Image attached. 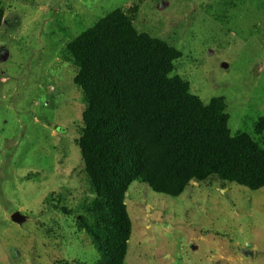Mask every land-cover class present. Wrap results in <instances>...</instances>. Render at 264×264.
I'll return each mask as SVG.
<instances>
[{
  "label": "rangeland",
  "instance_id": "obj_1",
  "mask_svg": "<svg viewBox=\"0 0 264 264\" xmlns=\"http://www.w3.org/2000/svg\"><path fill=\"white\" fill-rule=\"evenodd\" d=\"M0 264H103L79 225L95 191L77 140L85 108L67 45L121 9L181 52L172 76L205 105L223 97L232 135L264 116V0H0ZM124 264H264V187L212 177L178 197L132 183ZM26 219L18 225L11 215Z\"/></svg>",
  "mask_w": 264,
  "mask_h": 264
},
{
  "label": "trees",
  "instance_id": "obj_2",
  "mask_svg": "<svg viewBox=\"0 0 264 264\" xmlns=\"http://www.w3.org/2000/svg\"><path fill=\"white\" fill-rule=\"evenodd\" d=\"M4 10L0 6V27ZM82 93L77 147L95 191L91 237L103 264H124L131 236L125 198L137 182L157 194L178 197L190 181L215 177L250 191L264 187V141L231 134L223 97L204 104L189 84L172 76L181 52L138 33L116 9L67 45ZM264 136V116L253 125Z\"/></svg>",
  "mask_w": 264,
  "mask_h": 264
},
{
  "label": "water",
  "instance_id": "obj_3",
  "mask_svg": "<svg viewBox=\"0 0 264 264\" xmlns=\"http://www.w3.org/2000/svg\"><path fill=\"white\" fill-rule=\"evenodd\" d=\"M190 183L192 184L193 182L192 181H190ZM11 220H12V222H14V223H16V224H18V225H20V224H22L24 221H25V217L24 216H22L19 212H14L12 215H11Z\"/></svg>",
  "mask_w": 264,
  "mask_h": 264
}]
</instances>
